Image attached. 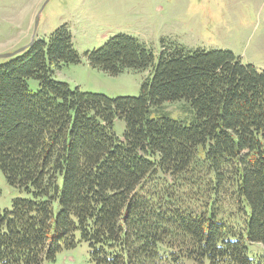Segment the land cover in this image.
I'll return each mask as SVG.
<instances>
[{"label": "trees", "instance_id": "16d2710c", "mask_svg": "<svg viewBox=\"0 0 264 264\" xmlns=\"http://www.w3.org/2000/svg\"><path fill=\"white\" fill-rule=\"evenodd\" d=\"M85 56L113 75L149 70L141 93L55 79L81 61L67 24L0 58V169L20 192L0 208V264H53L80 242L95 264H258L245 239L264 245V70L230 49L156 56L128 34ZM180 99L190 123L161 108Z\"/></svg>", "mask_w": 264, "mask_h": 264}, {"label": "rangeland", "instance_id": "374dc122", "mask_svg": "<svg viewBox=\"0 0 264 264\" xmlns=\"http://www.w3.org/2000/svg\"><path fill=\"white\" fill-rule=\"evenodd\" d=\"M63 24L73 35L81 61L62 64L54 69L53 77L86 92L110 97L141 93L149 70L127 69L113 75L92 67L86 59L87 51L117 34L139 38L156 56L163 43L190 49H230L242 63L264 70V0H0V53L27 46L33 38L48 41ZM28 84L31 90L39 88L35 78H29ZM161 108L185 123L195 115L185 99L166 102ZM125 127L123 119L114 120L113 129L120 138ZM0 188V208H12L13 198L20 192L8 184L1 169ZM245 243L249 256L264 264V245L246 239ZM53 264L95 263L88 243L80 242L61 250ZM182 264L213 263L187 259Z\"/></svg>", "mask_w": 264, "mask_h": 264}, {"label": "water", "instance_id": "95a60500", "mask_svg": "<svg viewBox=\"0 0 264 264\" xmlns=\"http://www.w3.org/2000/svg\"><path fill=\"white\" fill-rule=\"evenodd\" d=\"M37 24H38V19L36 20L35 29H36V27H37ZM33 40H34V38H33ZM33 40L31 41V43L33 42ZM31 43H29L27 46H24V47H22V48H20V49H18V50H16V51H13V52H4V53H0V58H1V57H2V58H9V57H11V56H14L15 54H17V53H19V52L25 50V49H26Z\"/></svg>", "mask_w": 264, "mask_h": 264}]
</instances>
